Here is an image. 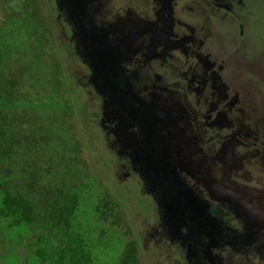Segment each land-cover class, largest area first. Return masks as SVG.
I'll use <instances>...</instances> for the list:
<instances>
[{
  "label": "flooded vegetation",
  "instance_id": "1",
  "mask_svg": "<svg viewBox=\"0 0 264 264\" xmlns=\"http://www.w3.org/2000/svg\"><path fill=\"white\" fill-rule=\"evenodd\" d=\"M136 1L138 3V0ZM147 3L145 7L149 8L151 15L142 11V6L137 4L134 10L122 12L126 13L127 17L110 24V29L105 31L99 26H93L96 32L93 37L95 51L88 59L100 63L101 70L98 74L102 80L113 83L119 81L118 87L110 84L115 90L109 89L118 95L124 94L123 90L129 85L130 75L132 81L143 82L138 93H149L148 98H152L149 102L154 101V92L158 94L159 99L147 107L149 112L143 110L147 122L152 118V134L149 133L150 137L145 144L152 147V189H164L171 201L178 200L181 204L180 228L185 232L182 233L181 230V235L184 234L188 239L199 237L198 231H194L195 225L189 223V216L183 208L190 209L193 216L202 218L203 215L199 212L201 209L197 208L198 199L192 196L205 195V199L209 198L218 205L224 216L230 219L229 215L232 213L233 218L239 222V233H233L223 246L228 245L235 253H258V264H263L264 135L259 136V122L255 123L253 119L242 125L228 122L226 117L239 116L244 112L243 108H246L250 109L249 114L258 115L260 124H264L255 109V101L249 103L247 100L253 90L263 94L264 84L258 83L254 76L243 70L245 62L236 68L229 67L226 55L230 54L229 57L239 59L240 53L247 48L246 36L249 31L248 34L261 37L262 48L255 56L259 60L264 59V13L261 11L258 14L255 11L250 19L253 26L247 29L241 23L243 13L241 16L234 14V18L230 17L238 22L233 25L230 19L226 18L229 16L224 15L220 20L217 14L208 15L213 7L210 8L206 0H148ZM239 4L240 2L233 5L234 13L237 12ZM205 19L212 23L219 19L221 25L229 26H224L227 29L222 30L220 24L216 25L215 27L220 29L216 30L217 34L214 35L215 29L203 31ZM129 22L137 26L143 24L141 33L133 31L130 34ZM99 29L100 31H97ZM260 31L261 35L257 34ZM106 34L112 38L114 36L108 45L103 44L100 39ZM222 35L231 37L234 47L220 54L215 50L214 36L218 38ZM131 55L141 56L144 65L132 68L127 63L128 59H132ZM158 58L165 59L168 68L174 69L170 71L177 78L176 84L170 85L171 81L165 77L161 80L163 85L155 86L154 81L147 79L150 72L142 69L147 65L151 71L156 69L158 65L155 62ZM242 58L248 57H243L242 54ZM90 59L88 64L92 69ZM169 61H173L175 66L170 63L168 65ZM152 63L156 66L152 67ZM105 64L110 67L103 69ZM109 68L113 72H110ZM91 73L95 77L96 71ZM158 74L157 71L153 73L152 79H158ZM139 75H142V79H139ZM244 75L243 82L234 79ZM244 83L249 89L241 88ZM167 84L169 88H174V91L169 90ZM93 87L96 91L95 86ZM243 91L246 95H243ZM177 105L184 113L182 115L192 111L193 115L187 114L189 123H179L181 118L171 122L172 118L167 117L171 111V116L173 115V109L178 110ZM128 106L133 113L139 110L133 101ZM124 113L129 114V111L125 110ZM198 116L201 118L200 122L196 121ZM138 146L140 149H137V152L146 150L147 153L148 149L144 150V146ZM136 171L137 168L133 166L134 174ZM208 189L214 190L213 197ZM243 205L249 210L252 209V218L245 214ZM207 208L205 216L213 217L212 206ZM245 226H250V231H245ZM233 227L236 229L235 224ZM198 230L202 236L201 230ZM223 246L217 243L214 246L217 251H213L211 258H216L217 264H224L225 258L220 257L219 251ZM250 262L252 261H249V264ZM198 264H201V261Z\"/></svg>",
  "mask_w": 264,
  "mask_h": 264
},
{
  "label": "rangeland",
  "instance_id": "2",
  "mask_svg": "<svg viewBox=\"0 0 264 264\" xmlns=\"http://www.w3.org/2000/svg\"><path fill=\"white\" fill-rule=\"evenodd\" d=\"M147 1L138 0L137 3L136 0H49L50 17L54 19L51 24L52 33L49 34V39L53 41L52 51L62 70V77L65 76L67 80L73 82L69 101L74 104L75 113H73L79 124L82 156L91 172V179L94 180L92 181L94 182V189H101L103 194L107 193L109 199L115 204L120 232L121 234L124 233L126 238L136 241L140 264H198L200 261L201 264H217V259L211 258L213 251H217L214 247L215 244L223 246V243L233 233H239L240 230L239 222L233 218V214L230 213L229 216L232 219L230 220L218 209V205L211 202L209 198L205 199V195L201 197L199 194L192 196L198 199L197 208L201 209L199 212L203 216L202 218L195 217L190 209L183 208L189 216V223L195 225L194 231H198L199 236L188 239L184 234L181 235V230L182 233H185L183 228H180L182 221V217H180L181 204L178 200L171 201L164 189H152L154 188L152 184V179H154L152 147L145 146L150 137L149 133L152 134V118H149L147 122L143 110L149 112L147 107L159 99L158 94L154 92V101L149 102L152 100V98H148L149 93H138L140 84L143 82L132 81V75H130L129 85H126L127 87L123 90L124 94L118 95V93L109 90L113 89V85L110 86V81L102 80L103 78L98 74L101 70L99 68L100 63L98 61L96 63L93 61V63L89 58L90 63L93 64L92 69L88 64V56H91L95 51L93 37L96 32L92 27L99 26L105 31L110 29V24L127 17V14L122 12L128 9L134 10L137 4L142 6V11L151 15V12L148 11L149 8L145 7L148 4ZM206 1L210 8L213 7L208 15L217 14L219 19L221 18L220 20L224 15L229 16L226 18L230 19L232 25L238 23L232 19L234 18L233 15L241 16L243 13L240 19L247 29L253 26L250 19L255 11L258 14L261 11L264 13V0ZM238 2L240 4L237 6V12L234 13L233 5ZM219 19L216 23L207 22L205 19L203 31L208 32L215 29L214 35H216L220 29V27H215L220 24ZM129 24L128 31L130 34L133 31L138 34L141 33L143 24L139 26L131 22ZM224 26H229V24ZM224 26L221 25L222 30L227 29ZM248 32L247 36L246 34L243 36L247 38L245 51L240 53L238 60L229 57L230 54L226 55V63L229 67L236 68L245 62L246 67L244 66L243 70L254 76L258 83L264 84V59L259 60L255 56L261 51L262 39L258 35L248 34ZM257 34L261 35V31ZM224 35L218 38L214 36L215 50L220 54L228 52L229 48L234 47L231 37ZM104 37L101 36L100 39L105 45H108L114 38L109 34ZM234 38L236 37L234 36ZM242 54L243 57L248 58L243 59ZM131 56L132 59H128L127 63L132 68L144 65L141 56ZM169 63L175 66L173 61H169L168 65ZM155 64L158 66L152 71L148 65L142 69V71L149 70L148 80L154 81V85L158 86L163 85L162 81L166 77L171 81L172 84L170 85L176 84L177 78L170 71H174V69L168 68L165 59L160 60L158 58ZM155 64L152 63V67L156 66ZM91 71H96L95 77ZM142 71H140L141 74H143ZM156 71L159 72L157 75L159 78L153 80V73ZM140 76L142 77V75H139V79H142ZM136 78H138L137 74ZM234 79L243 82L245 75ZM90 86H92L94 93L90 91ZM93 86H95L96 91ZM121 87L124 89L123 84ZM166 87L174 91V88H169V84ZM246 87V84L241 86L243 90ZM177 89L180 90L181 88ZM247 93H251V91H247ZM243 95H246L245 91H243ZM128 96L132 100L128 99ZM247 98L249 103L252 100L255 101V109L264 121V93H257L253 90ZM131 101L135 102L139 108V110L134 111L135 113L129 109L128 105ZM176 108L179 110V105ZM243 109L244 112L239 116H227V121L246 125V122L249 123L253 119L255 123L259 122V136L264 135V124H260L258 115L249 114L250 109ZM125 110H128L129 114H125ZM178 110L173 109V117L171 116L172 111L168 114L167 117L172 118L171 122L176 118H181L179 123L183 125L189 123L187 114L193 115L192 111L189 110L185 115H182L184 113ZM196 121H201L200 116L197 117ZM138 145L144 146V150L148 149L147 153L146 150L137 152V149H140ZM133 166L137 168V175L133 172ZM208 190L213 197L214 190ZM199 191L203 193L202 189ZM209 205L212 206L213 217L205 216ZM243 208L245 214L252 218V209L249 210L244 205ZM234 224L236 229L233 227ZM198 229L201 230L202 236L199 235ZM247 230L250 231V226H245V231ZM219 251L220 257L225 258L224 264H249V261H252L250 264L260 263L257 257L258 253L255 252L235 253L228 245H224Z\"/></svg>",
  "mask_w": 264,
  "mask_h": 264
},
{
  "label": "trees",
  "instance_id": "3",
  "mask_svg": "<svg viewBox=\"0 0 264 264\" xmlns=\"http://www.w3.org/2000/svg\"><path fill=\"white\" fill-rule=\"evenodd\" d=\"M48 1L0 0V264H140L83 159Z\"/></svg>",
  "mask_w": 264,
  "mask_h": 264
}]
</instances>
